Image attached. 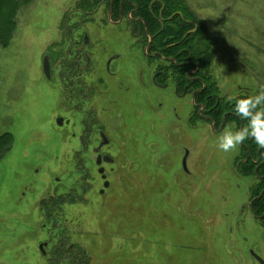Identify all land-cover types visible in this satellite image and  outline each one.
I'll return each mask as SVG.
<instances>
[{"label":"rangeland","instance_id":"1","mask_svg":"<svg viewBox=\"0 0 264 264\" xmlns=\"http://www.w3.org/2000/svg\"><path fill=\"white\" fill-rule=\"evenodd\" d=\"M186 4L213 40L211 74L221 97L257 95L264 87V0ZM75 8L76 0L0 6V137H8L0 141L6 145L0 153V264H24L28 248L52 229L41 200L68 194L75 201L64 208L67 226L76 225V215L88 219L90 211L107 215V264H257L251 255L264 258V229L243 212L252 182L235 173L241 145L228 153L217 147L221 134L238 127L214 130L193 118L198 111L192 106L179 108L178 99L157 108L151 91L135 97L131 90L132 100L111 105L109 115L101 93L85 105L95 129L100 125L111 140L110 187L100 195L91 151L100 137L55 129L62 97L55 77L42 76L41 56L60 47L61 32L73 31ZM98 28L86 31L94 35ZM123 30L110 26L107 34ZM168 105L179 109L168 111Z\"/></svg>","mask_w":264,"mask_h":264},{"label":"flooded vegetation","instance_id":"2","mask_svg":"<svg viewBox=\"0 0 264 264\" xmlns=\"http://www.w3.org/2000/svg\"><path fill=\"white\" fill-rule=\"evenodd\" d=\"M182 2L188 7L186 0ZM160 4L162 7L157 10ZM149 7L154 20L152 26H160L154 35L148 32V22L143 18L139 4L133 0H76L73 14L77 20L74 21L73 31L61 32L56 41L61 42L60 47L41 56L42 76L46 74L50 79L55 77L62 97L61 113L56 112L55 129L58 128L60 133L65 129L72 133V137L80 131V136L100 137V143L91 151L103 184L101 196L110 187L107 166L114 164V159L108 152L111 140L108 132L100 125L95 129L92 124L95 119L91 111L85 108V105L94 104L97 95L101 96L99 93L104 98L107 97V115L110 114L111 105L121 106L123 102L132 100L131 90L135 91V97L142 96L144 90H149L152 99L157 102V108H163L165 103H169L167 99H178L179 108L192 106L194 112L198 111L193 118L208 123L214 130L224 129L230 124L238 127V131L245 127L243 120L235 114V106L237 100L247 99L249 96L240 95L233 101H227L218 95V99L224 101L218 100L215 111L208 109L205 68L193 63L188 52L183 51L180 54L182 61H177L174 52L176 44L173 42L172 25L175 16L182 14L174 13L171 2L166 0H152ZM166 25L171 26L167 35L163 33ZM110 26L120 27L127 33L107 34ZM88 27H99V33L91 35L86 31ZM197 31L198 26L189 34ZM61 52V57L55 55ZM203 94L205 97L198 100V96ZM224 103H229V109L232 110H227ZM171 108L174 113L179 109L168 105V111ZM221 113L222 123L218 126L216 119ZM64 114L68 116L67 119ZM188 120L192 123V117ZM104 141L105 144L102 145ZM187 152L189 153L186 150L184 158ZM240 152L235 161V173L239 178L252 182L248 189L249 203L243 208V212H250L258 227L264 229V149L258 148L249 139L247 143L241 144ZM99 157L100 164L97 163ZM107 158L113 162L107 161ZM71 201L74 202L75 198L70 194L50 195L41 200L44 221L46 225L51 224L52 229L40 241L33 242L22 263L107 264V215L103 211L96 212V216H91L90 211L88 219L76 215V225L70 224L73 227L70 228L67 226L69 212L64 208ZM82 221L87 224L82 225ZM256 256L264 261L261 255L252 252L251 257L257 264L260 263Z\"/></svg>","mask_w":264,"mask_h":264},{"label":"trees","instance_id":"3","mask_svg":"<svg viewBox=\"0 0 264 264\" xmlns=\"http://www.w3.org/2000/svg\"><path fill=\"white\" fill-rule=\"evenodd\" d=\"M133 1L139 4L141 14L143 15V18H145L146 21L148 22V32L154 35L157 29L160 28V26L158 24L152 26V21L154 20L152 19V16L150 15V7H149L152 0H133ZM166 1L171 2L174 13L182 14V16H180L179 14L175 16V20L172 25L173 30L171 31L173 38H174L173 42L176 44L174 46V52L176 55V59L177 61H182L180 59L182 55L180 54L183 51L188 52L191 56V61L193 63H196L202 68H205L207 72V81H206V96L208 98L207 108L214 109L215 111L218 100L219 101H224V100L218 99V95H220L219 87L211 74L210 54H211V49L213 46V40L211 37H206L207 36L206 31L203 29V26L200 24L199 19L195 17V15L189 10V8L185 5V3L182 2L183 0H166ZM5 2H10V0H0V6L2 7V5ZM161 7H162V4L158 6L157 10H159ZM7 15H10V14H7ZM188 21L190 23H187ZM196 26H198V31L196 33L189 34L191 31L195 29ZM170 27L171 26L166 25L165 31L163 32L165 35L169 33ZM187 34L189 35L184 40V37ZM193 68H194V65H193ZM212 94L215 96H213ZM204 97H205V94L199 95L198 100H201ZM225 106L227 107V110H228L230 107V104L224 103V107ZM229 110H232V109H229ZM222 113L220 117L216 119V123H218V126L222 123V117H221ZM243 123L246 126L248 121L243 120ZM218 126H216V128ZM7 138H8L7 135L6 136L4 135L0 137V141L3 139H7ZM248 140H246L245 143H247ZM5 146L6 145L0 146V153L3 154L5 152L6 150ZM1 157L2 156H0V158Z\"/></svg>","mask_w":264,"mask_h":264},{"label":"clouds","instance_id":"4","mask_svg":"<svg viewBox=\"0 0 264 264\" xmlns=\"http://www.w3.org/2000/svg\"><path fill=\"white\" fill-rule=\"evenodd\" d=\"M235 114L248 123L239 131L221 134L218 149L228 153L248 139H252L258 148L264 149V87L255 96L237 100Z\"/></svg>","mask_w":264,"mask_h":264},{"label":"water","instance_id":"5","mask_svg":"<svg viewBox=\"0 0 264 264\" xmlns=\"http://www.w3.org/2000/svg\"><path fill=\"white\" fill-rule=\"evenodd\" d=\"M108 143V142H107ZM105 144V141H104V143L102 144V145H104ZM188 152H187V154H186V157L184 158V161H183V164H184V168H185V170L187 171V158H188ZM107 161H111V159H109V158H107ZM111 162H113V160L111 161ZM98 164H100L101 162H100V157L98 158V162H97ZM108 186V185H107ZM256 259H257V261L260 263V264H264V261H263V259H261L260 257H258V256H256Z\"/></svg>","mask_w":264,"mask_h":264}]
</instances>
